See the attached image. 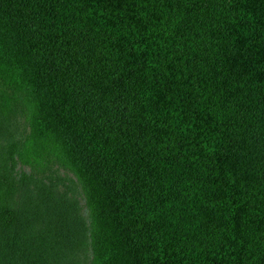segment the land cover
Segmentation results:
<instances>
[{"label":"trees","instance_id":"obj_1","mask_svg":"<svg viewBox=\"0 0 264 264\" xmlns=\"http://www.w3.org/2000/svg\"><path fill=\"white\" fill-rule=\"evenodd\" d=\"M21 93L79 139L93 264H264V0H0Z\"/></svg>","mask_w":264,"mask_h":264},{"label":"rangeland","instance_id":"obj_2","mask_svg":"<svg viewBox=\"0 0 264 264\" xmlns=\"http://www.w3.org/2000/svg\"><path fill=\"white\" fill-rule=\"evenodd\" d=\"M32 108L23 93L0 108V179L9 182L15 212L11 228L0 227V264H93L82 236L91 221L86 189L73 167L79 139L35 137Z\"/></svg>","mask_w":264,"mask_h":264}]
</instances>
